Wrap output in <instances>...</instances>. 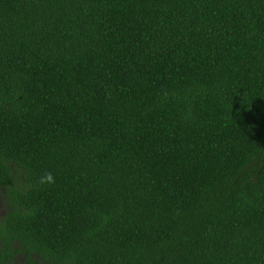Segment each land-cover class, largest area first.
Instances as JSON below:
<instances>
[{
  "label": "trees",
  "instance_id": "obj_1",
  "mask_svg": "<svg viewBox=\"0 0 264 264\" xmlns=\"http://www.w3.org/2000/svg\"><path fill=\"white\" fill-rule=\"evenodd\" d=\"M0 190V264H264V0H0Z\"/></svg>",
  "mask_w": 264,
  "mask_h": 264
},
{
  "label": "rangeland",
  "instance_id": "obj_2",
  "mask_svg": "<svg viewBox=\"0 0 264 264\" xmlns=\"http://www.w3.org/2000/svg\"><path fill=\"white\" fill-rule=\"evenodd\" d=\"M2 190H0L1 195ZM5 210V204L2 203V198L0 197V213L4 212Z\"/></svg>",
  "mask_w": 264,
  "mask_h": 264
},
{
  "label": "flooded vegetation",
  "instance_id": "obj_3",
  "mask_svg": "<svg viewBox=\"0 0 264 264\" xmlns=\"http://www.w3.org/2000/svg\"><path fill=\"white\" fill-rule=\"evenodd\" d=\"M5 213V211L4 212H2V213H0V215H3Z\"/></svg>",
  "mask_w": 264,
  "mask_h": 264
},
{
  "label": "clouds",
  "instance_id": "obj_4",
  "mask_svg": "<svg viewBox=\"0 0 264 264\" xmlns=\"http://www.w3.org/2000/svg\"><path fill=\"white\" fill-rule=\"evenodd\" d=\"M49 179H51V177H49Z\"/></svg>",
  "mask_w": 264,
  "mask_h": 264
}]
</instances>
